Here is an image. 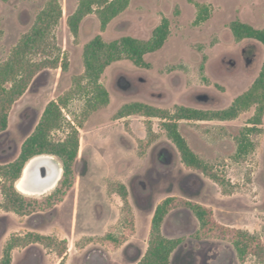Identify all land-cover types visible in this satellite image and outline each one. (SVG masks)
I'll return each mask as SVG.
<instances>
[{"label": "rangeland", "instance_id": "obj_1", "mask_svg": "<svg viewBox=\"0 0 264 264\" xmlns=\"http://www.w3.org/2000/svg\"><path fill=\"white\" fill-rule=\"evenodd\" d=\"M191 1L211 8L207 22L194 25L197 8ZM59 2L63 17L51 32L45 52L30 56L36 62L44 60V55L48 60L58 57V66L42 70L13 106L9 128L0 134V165L19 157L47 105L70 94L64 128L51 137L63 140L70 126L79 127L76 184L54 210L31 216L6 211L0 189V263L14 237L33 233L49 238V243L15 248L12 264H138L148 248L156 208L171 196L207 206L221 224L263 237L264 118L261 133L251 137L255 150L243 159L235 157L236 139L254 116V107L234 120H183L178 124L192 151L224 178L223 185L185 166L161 119L150 121L139 115L117 119V113L133 102L171 113L178 106L228 108L250 89L264 63L263 45L255 40L237 43L230 24L239 20L263 29L264 0H133L105 32L95 15L87 17L78 38L72 35L67 20L79 0ZM45 5L46 0H0V64L31 30ZM163 17L171 22V34L160 51L146 56L151 68L140 69L129 61L108 67L101 84L110 95V104L85 118L88 96L79 85H87L84 46L97 35L106 42L123 36L148 40ZM65 60L67 70L62 67ZM151 138L150 146L143 149ZM169 153L172 158L165 164ZM129 219L133 233L117 250L101 243L109 235L121 236ZM198 228L199 222L189 210H177L167 217L163 234L184 239L172 264H243L231 244L194 239ZM245 264L260 263L251 258Z\"/></svg>", "mask_w": 264, "mask_h": 264}, {"label": "trees", "instance_id": "obj_2", "mask_svg": "<svg viewBox=\"0 0 264 264\" xmlns=\"http://www.w3.org/2000/svg\"><path fill=\"white\" fill-rule=\"evenodd\" d=\"M7 2L9 0H1ZM133 0H79L77 9L67 20L72 35L78 38L84 20L95 15L102 32L120 15L125 13ZM197 8V18L194 25L199 26L211 17L208 5L191 1ZM63 17V9L59 0H46V5L38 14L31 30L26 33L10 57L0 64V134L6 132L10 125V114L13 106L24 96L36 76L46 67L56 68L60 58L39 62L30 59L35 52L44 53L47 40ZM234 40L241 43L245 40H255L264 47V28L257 29L250 24L236 20L230 24ZM171 34V22L163 17L155 28L150 39L144 40L133 36H123L111 42H106L101 35L84 46L83 61L85 66L84 79L86 86H81V93L88 96L85 118L90 112L100 110L110 104V95L101 84V79L108 67L120 61H129L140 69H150L151 64L146 56L160 51L167 43ZM64 70L68 64L62 63ZM70 95V94H68ZM52 101L45 108L33 133L25 140L19 157L12 163L0 165V189L4 197L3 208L19 216H31L37 213H48L68 197L77 179V163L79 161L80 140L79 130L70 126V131L63 140L55 141L52 133L64 128V110L69 97ZM255 108V114L247 122L237 137L236 159H243L255 150L251 137L260 134L264 118V63L258 78L248 91L238 96L232 104L222 110H201L178 106L171 113L154 106L133 102L124 105L117 113V119L139 115L146 119H161L168 137L179 150L185 166L203 173L220 185L224 178L214 172L213 166L200 159L189 147L186 139L179 132L180 121H229L236 119L241 113ZM81 127V126H80ZM153 138L143 143V149L148 148ZM43 156L57 157L62 164V177L55 189L46 196L36 197L22 193L17 185L22 180L24 169L34 159ZM122 196L127 197L125 188ZM189 210L199 222V228L193 235L197 241L216 240L229 243L235 249L240 262L247 263L255 258L264 264V236L256 237L245 231L221 224L214 211L195 201L182 197L171 196L163 199L157 206L153 221L150 240L144 257L138 264H172L174 252L183 244V238L166 237L162 228L167 217L177 210ZM133 233L132 220L125 223L124 233L119 237L112 235L101 239V243L110 250H117ZM49 238L30 233L25 237H14L8 244L0 264H12L11 252L18 247L31 244H48Z\"/></svg>", "mask_w": 264, "mask_h": 264}, {"label": "bare ground", "instance_id": "obj_3", "mask_svg": "<svg viewBox=\"0 0 264 264\" xmlns=\"http://www.w3.org/2000/svg\"><path fill=\"white\" fill-rule=\"evenodd\" d=\"M60 176L61 166L54 157H38L27 165L20 185L29 195H43L57 184Z\"/></svg>", "mask_w": 264, "mask_h": 264}, {"label": "water", "instance_id": "obj_4", "mask_svg": "<svg viewBox=\"0 0 264 264\" xmlns=\"http://www.w3.org/2000/svg\"><path fill=\"white\" fill-rule=\"evenodd\" d=\"M171 158H172V154L169 153L168 156H167V158L164 160L165 164H169ZM25 168H26V167H25ZM24 171H25V169H24ZM23 173H24V172H23ZM62 173H63V169L61 168V176H60V179H61V177H62ZM60 179H59V180H60ZM57 184H58V183H57ZM56 186H57V185H56ZM32 192H35V191H32Z\"/></svg>", "mask_w": 264, "mask_h": 264}, {"label": "flooded vegetation", "instance_id": "obj_5", "mask_svg": "<svg viewBox=\"0 0 264 264\" xmlns=\"http://www.w3.org/2000/svg\"><path fill=\"white\" fill-rule=\"evenodd\" d=\"M121 88V87H120ZM122 89V88H121ZM124 89V88H123ZM165 154V152H162V155H164ZM160 158H164L163 156L162 157H160ZM24 177V176H23ZM23 179V178H22ZM59 182V181H58ZM57 182V183H58ZM57 185V184H56ZM56 185L54 186V187H52V189H50L49 191H52L55 187H56ZM19 190L22 192V193H24V194H26L23 190H22V187H21V185H19ZM48 191V192H49ZM47 192V193H48ZM26 195H29V194H26Z\"/></svg>", "mask_w": 264, "mask_h": 264}, {"label": "crops", "instance_id": "obj_6", "mask_svg": "<svg viewBox=\"0 0 264 264\" xmlns=\"http://www.w3.org/2000/svg\"><path fill=\"white\" fill-rule=\"evenodd\" d=\"M21 182V181H20ZM20 182H19V185H20ZM25 192V191H24ZM26 193V192H25ZM27 194V193H26Z\"/></svg>", "mask_w": 264, "mask_h": 264}]
</instances>
